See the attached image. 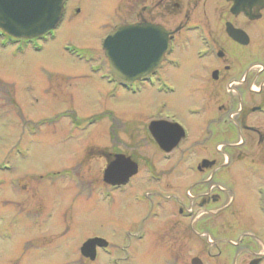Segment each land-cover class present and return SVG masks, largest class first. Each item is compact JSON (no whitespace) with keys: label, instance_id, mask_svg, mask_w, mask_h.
<instances>
[{"label":"rangeland","instance_id":"obj_1","mask_svg":"<svg viewBox=\"0 0 264 264\" xmlns=\"http://www.w3.org/2000/svg\"><path fill=\"white\" fill-rule=\"evenodd\" d=\"M128 1L66 0L51 37L0 39V264H171L159 237L169 219L156 204H187L188 194L177 174L145 179V163L163 166L145 129L158 95L108 83L101 66L102 42L130 16ZM112 154L131 156L140 173L105 196ZM93 236L114 250L84 260L79 248Z\"/></svg>","mask_w":264,"mask_h":264},{"label":"flooded vegetation","instance_id":"obj_2","mask_svg":"<svg viewBox=\"0 0 264 264\" xmlns=\"http://www.w3.org/2000/svg\"><path fill=\"white\" fill-rule=\"evenodd\" d=\"M127 5L130 16L121 24L158 26L169 48L147 78L124 86L101 56L108 83L158 95L145 129L163 166L155 171L145 163V179L170 183L177 174L188 194L187 204H156L169 219L159 230L163 257L171 264H264V0H129ZM3 37L11 44L32 41L0 31ZM181 89L187 91L185 104ZM175 103L183 105L181 113ZM153 122L158 143L149 128ZM124 156L137 171L119 185L104 182L102 172L105 196L132 188L140 173L138 163ZM69 171L61 174L81 179ZM113 250L107 242L96 248L93 260L83 259L94 261L98 252Z\"/></svg>","mask_w":264,"mask_h":264},{"label":"water","instance_id":"obj_3","mask_svg":"<svg viewBox=\"0 0 264 264\" xmlns=\"http://www.w3.org/2000/svg\"><path fill=\"white\" fill-rule=\"evenodd\" d=\"M65 1L0 0V29L16 38L41 37L58 26ZM102 49L113 79L121 85H128L134 80L147 78L169 48L158 26L125 23L113 27L102 42ZM155 127L153 122L149 128L158 143ZM136 171V163L124 155H116L104 170L103 181L112 185L125 184ZM106 244L102 238H89L81 245L80 253L93 260L96 247Z\"/></svg>","mask_w":264,"mask_h":264}]
</instances>
